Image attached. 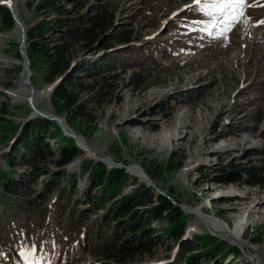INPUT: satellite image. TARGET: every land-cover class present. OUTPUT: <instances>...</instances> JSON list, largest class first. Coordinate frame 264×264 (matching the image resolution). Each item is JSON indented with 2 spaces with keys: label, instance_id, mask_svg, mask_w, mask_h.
<instances>
[{
  "label": "rangeland",
  "instance_id": "rangeland-1",
  "mask_svg": "<svg viewBox=\"0 0 264 264\" xmlns=\"http://www.w3.org/2000/svg\"><path fill=\"white\" fill-rule=\"evenodd\" d=\"M27 1L17 0L16 4L25 32L40 18L26 7ZM71 1L63 2L66 8L83 2L86 4L81 10L84 14L107 10L114 18V28L104 34L92 51L83 52L78 48L73 51L69 76H76L84 83L104 77L110 90L104 100L91 93L79 92L85 101L86 114L92 115L94 121L84 123L76 119L72 121L73 128L68 123L67 127L93 155L130 167V170L132 167L141 168L146 176L143 168H156L153 178L148 176L152 185L171 201L181 204V210L189 215L185 235L178 243L212 234L206 227L208 218L229 227L244 218L243 241L248 249L244 251L238 244L212 234L226 241L229 247L236 246L238 252L230 250L231 253L225 257L221 254L210 259L198 246L196 251L187 254L194 255L196 264H256L252 254L257 255L258 264L259 261L264 264V183L248 186L243 182H215L223 167L264 168V24L259 23L264 21V0H247L252 6L245 7L244 16L224 34H219L224 28L220 23L222 17L213 18L198 11L194 0ZM129 31L133 32L130 41L122 42V34ZM20 44L18 26L0 32V126L1 118L5 116L20 127L17 135L10 139L13 140L11 143L10 140L2 142L0 128V170L5 171L9 168L4 155L12 150L13 144L15 147L23 126L41 118L27 121L34 111L30 108L27 88L23 84L24 61L21 56L17 57ZM24 45L26 50V41ZM81 63H86L89 68L97 67V73L93 76H89L93 74L90 71L76 73ZM138 73L140 76L136 77ZM140 81L142 86L136 88V82ZM31 84L37 92L34 99L36 109L66 123V114L57 113L53 106L52 84L43 82L40 71L31 69ZM5 110L9 112L7 115H4ZM166 133L172 139L169 147L160 141ZM47 141L55 155H59V141L49 138ZM87 158L92 159L83 153L62 169L75 178L74 198L79 200V204L73 203L72 199L66 212L75 209L76 217H79L81 208L86 207L83 195L88 187L89 173L82 174L81 165ZM178 162H181L180 170L166 171V165ZM45 164V170L52 173L61 171L52 163ZM17 165V174H23L30 168L28 162H18ZM120 169L128 172L126 168ZM261 176H264V171ZM50 180L49 175H43L24 191L30 200L39 197L29 207L32 218L42 220L47 213L44 222L49 226L57 213V209L52 207L57 193L47 198L43 192ZM3 208L0 201V217ZM190 209L207 218L201 220ZM66 212L63 213L64 219L68 217ZM89 212L80 217L84 219L82 225L74 223L73 228L67 231L59 247L66 248L74 243L83 235L84 228L91 232L89 223L101 218L102 211ZM85 215L89 216L87 224ZM16 225L10 218L0 220V253L8 258L7 264H24L21 252L26 253L34 245L20 242L6 245L19 236L20 231L10 235ZM79 225L82 228L76 231ZM160 227L153 224L156 234ZM40 230L42 234L44 228ZM32 233L29 232L30 239ZM164 241L163 245L154 246L150 253L138 255L124 264H177L178 245L169 239ZM51 254L49 250L43 253L49 264L106 263L97 256L93 245L70 261L64 258L51 262Z\"/></svg>",
  "mask_w": 264,
  "mask_h": 264
},
{
  "label": "trees",
  "instance_id": "trees-1",
  "mask_svg": "<svg viewBox=\"0 0 264 264\" xmlns=\"http://www.w3.org/2000/svg\"><path fill=\"white\" fill-rule=\"evenodd\" d=\"M63 2L71 3L72 1H27L26 7L36 15H40V18L26 29V52L30 59V68L41 72L45 84H53L61 79L52 89L51 100L56 112L66 114V124L73 128L72 121L76 119L84 123L94 121L92 115L86 114L85 101L78 93H91L97 98L103 97L104 100L110 90V85L106 84L104 77L98 81L84 83L76 76H69L68 72L72 70L73 51L76 48L83 52L92 51L100 44L104 34L114 28V18L104 9L89 15L82 13V8L86 7L83 2L73 5L72 8H66ZM14 26L10 10L6 6H0V32L9 31ZM132 35L133 32L129 31L120 35V39L122 42H129ZM17 57L21 58L18 51ZM117 62L116 60L114 63ZM97 70V67L89 68L86 63H81L76 73L85 74L90 71L93 74L89 76H93ZM137 75L136 77L140 76L139 73ZM141 86V81L136 82V88ZM8 113L4 111V115ZM1 121L0 128L3 134L1 140L6 143L17 135L20 127L5 116L1 118ZM48 138L59 141L61 147L59 155H55L47 141ZM12 141L10 140V143ZM16 142L15 147L13 144L12 150L4 155L9 171L0 170V197L2 198L0 201L4 205L0 220L10 218L17 224L10 235H16L20 231L19 236L13 238L12 242L6 244L7 246L20 242L23 245L34 244L39 249V246L43 245V252L38 250V254L43 255L49 250L52 252L50 261L57 262L64 258L73 260L86 247L93 245L97 256L106 262L103 264H109V262L124 264L132 261L138 255L150 253L154 246L163 245L164 239H169L178 245L177 264H196L194 255L187 254L196 251L198 246L203 248L210 259H215L221 254L225 257L231 251L238 252L236 246L231 248L226 241L211 234L195 236L192 240H182L178 243L179 239L185 235L188 226L187 213L175 206L166 196L157 194L152 188L147 187L125 169L110 167L90 158L81 165V173H89L88 187L83 195L86 207L81 208L79 217H76L75 209L72 211L68 209L66 212L72 199H74L73 203L79 204V200L74 198L75 178L67 175L62 169L84 152L73 139L64 136L56 122L43 118H36L26 123L17 136ZM174 158L170 161L172 162ZM18 162L30 163L29 170H24L23 174H17ZM46 162L54 164L61 171L52 173L45 170ZM153 168V170L143 168L151 179L156 169ZM181 168V162L176 165H166L168 173L176 172ZM263 171V167H223L219 170L220 177L215 182L221 184L243 182L248 186H260L264 183V176H261ZM43 175H49L51 179L43 191L47 198L54 192L57 193L52 206L57 209V213L50 226L44 222L47 213L43 215L42 220L36 219L37 221L31 216L29 207L33 206L34 201L39 197L33 201L24 195L29 184H33ZM128 188L130 190L124 192ZM24 203H27V206H24ZM86 211H102V216L94 220V223L92 221L89 223V227H92L90 233L84 228L83 235L74 243L66 248L59 247L74 223L83 224L84 219L80 217L84 216ZM65 212L68 216L66 219L63 218ZM85 216L87 224L89 216ZM154 223L161 226L158 234L153 228ZM80 225L76 231L82 228ZM42 227L44 230L41 234ZM29 232H33L31 239L28 237ZM88 235H90L89 240ZM8 262V258L6 259L0 253V264Z\"/></svg>",
  "mask_w": 264,
  "mask_h": 264
},
{
  "label": "bare ground",
  "instance_id": "bare-ground-1",
  "mask_svg": "<svg viewBox=\"0 0 264 264\" xmlns=\"http://www.w3.org/2000/svg\"><path fill=\"white\" fill-rule=\"evenodd\" d=\"M2 2H4V4L6 6H8L12 10L13 14L19 19V16L17 13V7H16L17 0H3ZM19 21H20V19H19ZM19 30H20V38H21V43H22V38H23L22 37V29L19 27ZM22 59L24 61V66H23L24 70L22 73L23 84L27 88L28 103L30 105V108L34 111V114H35L36 112H40L36 109V105H35L36 103H34V99L37 96V92H36L35 88L33 87V85L31 84V73H29L27 70L26 61L24 60V58H22ZM40 113H42V112H40ZM57 119H58V122H57L58 125L63 126V128L65 130H67L69 133L73 134L78 139L79 144L84 145L87 148L86 144L83 143L82 140L77 135H75L70 128L67 127V124L64 122L63 119H61L59 117H57ZM160 141L162 142V145L165 144L166 147H169L170 143L172 142V139H171V136L168 133H166L160 139ZM131 171L134 172L140 179H144L152 185L150 179L148 178V176L145 175V173L141 170V168L132 167ZM187 210H189V209L187 208ZM190 212L195 213L201 220H204L207 218L204 214H202L201 212H198L197 210L190 209ZM205 222H206L207 229L212 234H216L217 236L223 238L226 241H229V242L231 241L232 243L238 244L240 247L243 248L244 251L246 249H248V246L243 241V236H244L243 232H244V225H245L244 218H240L239 220H237L233 224L232 227H229L225 223L218 221V220H215V219H212V218H208L207 221H205ZM252 257H253V260L256 262V264H258L257 255L255 256L252 254ZM258 261H259V259H258ZM259 264H260V261H259Z\"/></svg>",
  "mask_w": 264,
  "mask_h": 264
},
{
  "label": "snow or ice",
  "instance_id": "snow-or-ice-1",
  "mask_svg": "<svg viewBox=\"0 0 264 264\" xmlns=\"http://www.w3.org/2000/svg\"><path fill=\"white\" fill-rule=\"evenodd\" d=\"M198 6L197 10L205 15L216 18L218 15L222 17L220 23L224 25L221 33L230 31L232 26L244 16V8L248 5L247 0H194ZM259 23L264 24V21ZM37 246L33 245L28 251L21 252L24 264H49L46 256L37 255ZM39 252H43V245L39 246Z\"/></svg>",
  "mask_w": 264,
  "mask_h": 264
},
{
  "label": "water",
  "instance_id": "water-1",
  "mask_svg": "<svg viewBox=\"0 0 264 264\" xmlns=\"http://www.w3.org/2000/svg\"><path fill=\"white\" fill-rule=\"evenodd\" d=\"M1 5H4V2H0V6ZM11 14H12V17H13V20H14V23L16 26L20 27L22 29V43L20 44V48H19V54L22 58H24V60L26 61V65H27V70L29 73H31V69H30V59H29V56L27 55V52L25 50V41H26V32L24 31V26L23 24L19 21V19L13 14L12 10L6 6ZM61 79H59L58 81L54 82L51 86V89L56 85L58 84V82L60 81ZM34 117H41V118H44V119H47V120H50V121H53V122H58V119L56 116H49V115H46V114H43V113H40V112H36L35 114H31V116L29 117V119L27 121H29L30 119L34 118ZM60 126V129L62 130L63 134L66 136V137H69L71 139H73L77 146L87 155H89L93 160L95 161H99V162H102V163H105L107 164L108 166L110 167H118V168H126L128 169V172L137 177L142 183H144L147 187H151V188H154L158 191L159 194L163 195L161 191H159L156 187H154L153 185H151L149 182H147L146 180H143V179H140L134 172H132L130 170V167H126V166H122L121 164H118V163H115V162H109L108 160H106L105 158H102V157H98L96 155H93L90 153V151H88V149L84 146V145H81L79 144L78 142V139L71 133H69L67 130H65L63 128V126L59 125ZM153 186V187H152ZM175 206L179 207L180 209L183 210V206L181 204H177L175 201H171ZM212 235V234H211ZM214 236V235H213Z\"/></svg>",
  "mask_w": 264,
  "mask_h": 264
}]
</instances>
